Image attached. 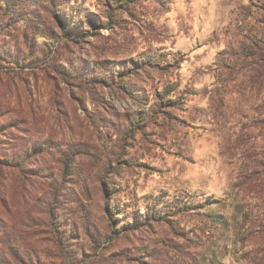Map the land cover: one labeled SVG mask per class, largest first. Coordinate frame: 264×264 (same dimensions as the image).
Listing matches in <instances>:
<instances>
[{
	"label": "rangeland",
	"instance_id": "374dc122",
	"mask_svg": "<svg viewBox=\"0 0 264 264\" xmlns=\"http://www.w3.org/2000/svg\"><path fill=\"white\" fill-rule=\"evenodd\" d=\"M263 36L264 0H0V264H264Z\"/></svg>",
	"mask_w": 264,
	"mask_h": 264
},
{
	"label": "trees",
	"instance_id": "16d2710c",
	"mask_svg": "<svg viewBox=\"0 0 264 264\" xmlns=\"http://www.w3.org/2000/svg\"><path fill=\"white\" fill-rule=\"evenodd\" d=\"M124 3L128 2L129 0H122ZM72 31L71 29L66 31V35H68ZM259 42L261 45L257 46L255 49V52L251 54L252 58H264L263 51H264V36L262 39H259ZM244 58H248L250 56H247L245 54ZM13 59H16V56L13 57ZM264 123V122H263ZM180 202L178 200L174 202H168L166 205L161 206L160 200H157L152 207H146V210L143 214H137L133 217V221L131 223H128L127 225H124L123 232L124 231H130L135 232L140 230L141 227H150L152 224H168L170 227V221L176 217V215L184 212L183 207L179 204ZM105 209H106V215H107V226L111 228V232H116L117 225H118V219L121 215V213L118 212V207L116 205L111 206L110 204L105 203ZM213 223L223 224V219H215L212 218ZM224 225V224H223ZM117 235V234H116ZM203 249V245L201 246L200 242L195 243L193 246L194 254L193 257H191L190 261L192 264H204L207 259H204L202 257V253L199 252V250ZM214 260L211 261V263L208 264H214Z\"/></svg>",
	"mask_w": 264,
	"mask_h": 264
}]
</instances>
